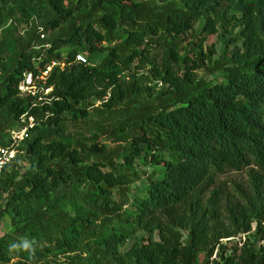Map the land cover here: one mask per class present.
Wrapping results in <instances>:
<instances>
[{"label": "trees", "instance_id": "obj_1", "mask_svg": "<svg viewBox=\"0 0 264 264\" xmlns=\"http://www.w3.org/2000/svg\"><path fill=\"white\" fill-rule=\"evenodd\" d=\"M6 23L28 30L0 66V141L34 125L0 178V264H264V0H0ZM196 24L235 41L184 54ZM245 168L230 195L220 176Z\"/></svg>", "mask_w": 264, "mask_h": 264}, {"label": "rangeland", "instance_id": "obj_2", "mask_svg": "<svg viewBox=\"0 0 264 264\" xmlns=\"http://www.w3.org/2000/svg\"><path fill=\"white\" fill-rule=\"evenodd\" d=\"M17 16L20 14L17 12ZM9 23L4 24L0 28V66L2 67L4 64L8 63L14 54L17 51V47L15 46V43L13 39L16 38L18 39V36L24 35L25 31L28 30L25 25H23L19 30L18 33H14L13 31H6V28L8 27ZM199 24L195 25V28L189 32L183 39V53L184 54H189V56L194 57V49H196V44H201L203 43V50L206 54L209 56L210 61H215L219 58L220 53L224 47V42H234L235 41V31L232 30L231 27H227L226 29H220L217 34H212L210 35L207 40L204 42L202 41L203 36H199L197 34L196 29L199 27ZM19 40V39H18ZM46 46H49L47 44ZM104 54H98L96 55L93 59L92 62L99 63L101 59L103 58ZM212 64V63H211ZM208 64L205 67L199 69L197 71L199 77H204L209 80H215L217 79V75L212 74V65ZM40 85H38L39 88ZM154 92H157L160 88L161 85H154ZM40 90V88H39ZM99 105V103L97 104ZM94 114L92 113L91 116ZM96 120H98V117L95 116ZM112 119V118H111ZM23 123V122H22ZM91 123V122H90ZM24 124V123H23ZM89 124V123H88ZM110 144L112 146H115L116 143L113 141H110ZM22 151V146L18 147L16 149V153H19ZM138 170H140L142 173L144 171H150L152 170L153 167L151 166H143V165H138L136 166ZM250 169L251 168H245L240 171H228L222 176H220L219 180L221 183V186L224 188V190L229 193L230 195L237 194L238 191L240 190H246V191H251L252 188V181L250 177ZM255 172L258 173L262 179H263V189H264V171L261 170L259 167H255ZM144 187V181L143 180H137L133 183V192L138 193V190ZM12 224H11V214L10 212L5 213V215L2 217L0 220V236L4 235L5 233L9 232L12 230ZM187 234V232H185ZM148 236L147 233L144 232H139L137 233L133 238L125 242L121 246V251L124 254L127 262H133V254H132V246L140 243L143 239H145ZM157 238V236H155ZM244 237L239 235L238 237H232V238H224L222 239V242L227 244V246H233L237 244L241 239ZM252 241L255 242V247L258 248L259 246L263 245L264 243L257 237H252ZM203 255H200V262L202 261Z\"/></svg>", "mask_w": 264, "mask_h": 264}, {"label": "built area", "instance_id": "obj_3", "mask_svg": "<svg viewBox=\"0 0 264 264\" xmlns=\"http://www.w3.org/2000/svg\"><path fill=\"white\" fill-rule=\"evenodd\" d=\"M78 57L84 60L81 56ZM50 69L51 67H48L47 70L43 72V75L38 77L44 79ZM35 87V77L32 73L26 74L24 80H22L19 85V89L24 93L35 94ZM50 91L51 88H45V94L49 93ZM21 122H23L24 125L21 128L14 129L10 132L7 138V144L0 141V178L7 165L10 164L16 157V149L19 144L28 136L30 127L34 125V118L32 116H23L21 118Z\"/></svg>", "mask_w": 264, "mask_h": 264}]
</instances>
